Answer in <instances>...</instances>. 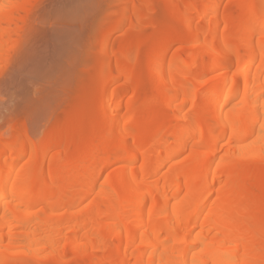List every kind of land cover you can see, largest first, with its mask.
<instances>
[{
	"label": "bare ground",
	"instance_id": "obj_1",
	"mask_svg": "<svg viewBox=\"0 0 264 264\" xmlns=\"http://www.w3.org/2000/svg\"><path fill=\"white\" fill-rule=\"evenodd\" d=\"M173 1L182 12L193 2ZM199 1L188 35L166 19L162 48L148 52L160 105L148 108L134 90L121 99L145 69L134 64V35L109 47V29L90 71H111L90 137L58 143L51 156L23 133L0 137V264L15 251L59 260L100 252L92 264H264V0ZM37 2L0 0L2 42L21 33ZM178 38L190 47L184 57L170 53ZM91 104H79L71 127L85 125ZM72 144L87 148L75 166L76 157L64 160Z\"/></svg>",
	"mask_w": 264,
	"mask_h": 264
},
{
	"label": "rangeland",
	"instance_id": "obj_2",
	"mask_svg": "<svg viewBox=\"0 0 264 264\" xmlns=\"http://www.w3.org/2000/svg\"><path fill=\"white\" fill-rule=\"evenodd\" d=\"M37 1L36 6L29 8L28 18L22 19L21 33L11 39L4 37L5 43H8L3 53H0V137L8 140L11 136L20 137V133H23L38 147L47 148L50 156L59 152L58 143L63 146L68 140L73 144L81 142L101 125L100 115L104 111L106 98L101 88L109 81L111 71L106 69L95 77L90 75V71L100 62L96 53L102 49L104 30L113 29L107 36L109 47L128 46L129 40L125 38L134 35L133 50L139 54L134 64L142 71L145 69L135 75L134 85L126 84L121 99L125 100L126 95L134 90V94L145 100L146 106L160 105L159 93L152 89L154 76L146 72L150 63L148 52L152 48H162L159 42L165 39L166 28L163 23L166 19L169 20L170 30L179 32L181 38L187 36L188 23L201 4V1L193 0L182 12L174 8L173 0ZM231 1L225 0V3ZM133 7L134 13L131 12ZM115 12L117 14H113ZM128 14L134 17V22L122 23ZM92 29L96 31L94 35L90 32ZM1 39V44H4ZM178 39L173 40L170 53L184 57L190 47L183 39ZM136 40L143 45L136 46ZM120 76L114 86L116 91L126 75L122 73ZM77 100H81V103ZM85 102L92 103L93 115L81 128L71 127L81 116L80 105ZM139 105L134 106V111ZM169 111L172 112L171 109ZM142 115L146 118L149 112ZM91 139L95 145L100 135L93 134ZM73 144L64 160L69 162V157H76L71 161V165L75 166L87 148L79 144L78 152L73 151ZM186 157L187 154L178 161ZM28 158L26 156L23 161L26 162ZM112 172L113 169H109L104 178ZM104 240L110 246L115 244L111 235H107ZM69 252L65 253L64 259L59 260L52 256L51 259L50 256L37 259L33 255L15 251L8 258V264H92L100 256L97 251L91 252V255Z\"/></svg>",
	"mask_w": 264,
	"mask_h": 264
}]
</instances>
